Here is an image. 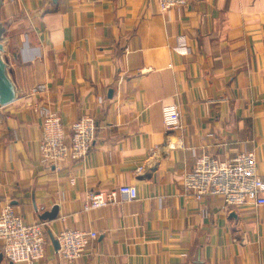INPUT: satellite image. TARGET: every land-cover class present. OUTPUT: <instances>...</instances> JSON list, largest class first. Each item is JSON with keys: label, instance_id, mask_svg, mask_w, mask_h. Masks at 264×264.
I'll use <instances>...</instances> for the list:
<instances>
[{"label": "crops", "instance_id": "1", "mask_svg": "<svg viewBox=\"0 0 264 264\" xmlns=\"http://www.w3.org/2000/svg\"><path fill=\"white\" fill-rule=\"evenodd\" d=\"M0 20L18 89L0 106V207L41 222L46 239L41 259L13 264H264V204L182 186L202 153L252 152L264 182V0H188L164 15L156 0H2ZM167 104L180 129L164 128ZM40 106L66 130L94 118L82 160L40 155ZM120 185L137 198L82 210L89 192ZM69 228L97 233L71 263L52 243Z\"/></svg>", "mask_w": 264, "mask_h": 264}, {"label": "built area", "instance_id": "2", "mask_svg": "<svg viewBox=\"0 0 264 264\" xmlns=\"http://www.w3.org/2000/svg\"><path fill=\"white\" fill-rule=\"evenodd\" d=\"M187 2L156 0V7L164 15L173 8L185 6ZM45 89L44 84H38L30 89V94L43 93ZM36 111L41 117L38 150L44 160L53 166L68 160H82L93 144L96 130L94 118L82 116L72 121L66 130L59 115L47 106L36 107ZM161 115L167 130L181 128L180 114L175 104L164 105ZM182 186L184 193L195 200L215 196L220 197L226 206L264 204V182L256 173V160L252 152H240L225 160L202 153L195 158L192 169L183 175ZM119 197L128 201L136 199L137 190L132 185H120L108 192L91 191L82 204V210L114 204ZM96 238L95 231L61 230L56 235L57 253L61 259L71 263L83 256ZM0 240L2 252L9 262H34L44 255L46 239L43 224L24 222L9 206L0 207Z\"/></svg>", "mask_w": 264, "mask_h": 264}, {"label": "water", "instance_id": "3", "mask_svg": "<svg viewBox=\"0 0 264 264\" xmlns=\"http://www.w3.org/2000/svg\"><path fill=\"white\" fill-rule=\"evenodd\" d=\"M2 4V0H0V6ZM5 31L6 27L3 22L0 20V106L6 105L12 101H14L18 94V89L16 84L14 83L10 71L9 64L4 55V40H5ZM57 207L54 206L49 212H44L40 215L41 219L51 220L56 217ZM52 243L54 247L58 248V242L56 239L52 238ZM9 264H13L9 262Z\"/></svg>", "mask_w": 264, "mask_h": 264}]
</instances>
